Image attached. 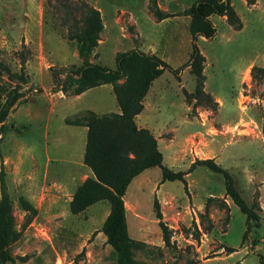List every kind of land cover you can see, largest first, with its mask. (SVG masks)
<instances>
[{
    "label": "rangeland",
    "instance_id": "rangeland-1",
    "mask_svg": "<svg viewBox=\"0 0 264 264\" xmlns=\"http://www.w3.org/2000/svg\"><path fill=\"white\" fill-rule=\"evenodd\" d=\"M69 1L74 7L75 0ZM85 1L100 10L103 20L93 61L115 68L118 51L138 48L179 68L178 78L165 68L144 99V116L157 125V144L173 145L183 155L171 169L186 170L190 159L210 157L213 151L211 157L232 174L242 196L255 202L262 216L259 225L250 221L242 239L247 216L225 194L221 173L197 165L185 188L183 180H162L160 167H150L132 179L124 196L129 234L144 242L134 249L136 264H187L191 258L197 264H264V194L261 198L259 179L251 180H264V80L251 76L253 65H264V0H230L242 28L212 13L215 35L196 40L205 55L204 88L218 102L215 107L188 102L184 93L194 90L196 80L185 65L192 45L190 17L182 10L196 0ZM65 8L56 0H0V82L19 86L24 94L0 133V170L21 230L10 249L14 264H117L100 231L109 202H94L79 213L69 209L76 186L92 173L83 163L84 145L80 156L81 127L65 118L85 109L105 113L119 107L110 82L78 96L55 90V74L63 79L70 65L81 63L78 44L67 30L80 11L69 14ZM157 9L171 15L161 18ZM20 196L35 206L34 215L27 217ZM154 198L170 230V246L163 241ZM206 205L207 229L208 221L200 216Z\"/></svg>",
    "mask_w": 264,
    "mask_h": 264
},
{
    "label": "trees",
    "instance_id": "trees-1",
    "mask_svg": "<svg viewBox=\"0 0 264 264\" xmlns=\"http://www.w3.org/2000/svg\"><path fill=\"white\" fill-rule=\"evenodd\" d=\"M62 2L69 14L79 10L80 15H73L67 25L68 36L76 40L78 55L81 63L72 64L65 70L64 78L55 74L57 88L65 94H79L82 91L103 84L113 83L112 89L117 100L119 111L97 113L92 109H85L79 115L66 117L65 122L74 125H86V141L83 152V163L92 172L72 193L69 209L72 213H79L89 205L100 200H107L110 204L100 231L106 236V241L117 254V264H136L134 249L144 245L143 241L134 239L128 231L124 194L132 179L143 170L158 166L161 169L162 180L180 179L185 183V175L197 165H205L215 172L223 175L225 194L247 216V227L242 239H245L250 230L251 220L259 225L260 214L256 204L248 203L237 187L232 174L214 157L195 158L186 170H173L163 164V154L158 148L156 136L147 127H139L135 116L144 107L143 99L152 81L158 77L165 68L171 69L176 77L179 68H172L165 60L156 54L146 53L138 48L118 51L115 55V68H110L92 60V54L103 29V20L100 10L85 0H75L72 7L68 0ZM74 1V0H73ZM182 13L189 15V31L191 34V53L185 65H189L191 73L195 75V87L192 92L184 90L186 100L194 103L217 106L210 92L204 88L205 74L203 72L205 55L196 44L199 36L211 38L216 33V26L210 19L212 13L226 18L228 24L234 29L242 28V19L230 0H196L184 8ZM156 14L167 17L171 14L157 9ZM177 14V13H173ZM252 81L264 80V65H253L251 68ZM122 79L119 82L117 80ZM19 86L7 87L0 82V133L10 110L23 96ZM0 264L16 261L10 246L21 235L16 227L11 197L7 191L4 171L0 170ZM211 199V196L208 198ZM22 209L27 211V217L36 213L35 206L24 196L19 197ZM154 208L159 218V225L165 245H171V233L167 225L161 220V212L156 198ZM201 221L211 220L208 216L207 205L205 211L200 213ZM198 235V233L196 234ZM228 252L234 249L226 246ZM187 264H197L191 258ZM263 264V260L260 261Z\"/></svg>",
    "mask_w": 264,
    "mask_h": 264
},
{
    "label": "crops",
    "instance_id": "crops-1",
    "mask_svg": "<svg viewBox=\"0 0 264 264\" xmlns=\"http://www.w3.org/2000/svg\"><path fill=\"white\" fill-rule=\"evenodd\" d=\"M161 74L152 81V83H151V85H150V87L148 89V92L144 96V99L148 96V94H149L151 88L153 87V85L159 83L157 81H159V77L161 76ZM91 88H93V87H91ZM91 88H89V89H91ZM89 89H86L85 91H83L81 93H84V92H86ZM78 95L79 94H77L76 96H78ZM144 99H143L144 107H143L142 111L135 116L136 124L139 127H147V128H149L152 131V133L156 136V139L159 140V138H158V131H157V125L154 124L153 118H150L151 117L150 115H149V118H147V117L144 116L145 115V112H146V109H147V104H146V102H145ZM75 126H80L81 127L80 130H78V133L82 136V138L80 139L81 140V142H80V144H81L80 145V156H81V153L83 152L82 151L83 145L85 146V143L83 142V136H84V134L87 133V126L86 125H75ZM157 143H159V142H157ZM167 145L168 146H166L164 148H160V146L158 145V148L160 149V151L163 154V160H162L163 161V164H165L166 166H168L170 168L179 166L180 162L183 159V155L181 153H179V152H175V146H173V145H170L169 146V144H167ZM209 155H210V157L213 156V151H211ZM192 160H193V158L189 160V163H191ZM147 169L143 170L141 173L145 172ZM141 173H139L138 175H140ZM189 175H191V172H189V173H187L185 175L186 182L188 180L187 177H189ZM253 179H255L256 181L259 179V181H260V184L258 186V189L261 192V198H262L263 197V194H264V180L258 178L257 176H254V177L252 176L251 177V180H253ZM125 194H126V192H125ZM125 194H124V196H125ZM227 197H228V195H227ZM227 200H228V198H227ZM230 252H232V251H230Z\"/></svg>",
    "mask_w": 264,
    "mask_h": 264
},
{
    "label": "built area",
    "instance_id": "built-area-1",
    "mask_svg": "<svg viewBox=\"0 0 264 264\" xmlns=\"http://www.w3.org/2000/svg\"><path fill=\"white\" fill-rule=\"evenodd\" d=\"M165 223V222H164ZM166 224V223H165ZM167 225V224H166ZM169 226H171L172 224H168Z\"/></svg>",
    "mask_w": 264,
    "mask_h": 264
}]
</instances>
